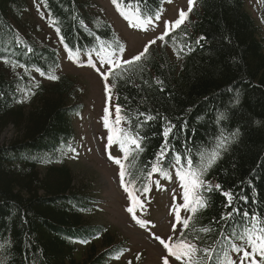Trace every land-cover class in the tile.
<instances>
[{
	"label": "trees",
	"instance_id": "16d2710c",
	"mask_svg": "<svg viewBox=\"0 0 264 264\" xmlns=\"http://www.w3.org/2000/svg\"><path fill=\"white\" fill-rule=\"evenodd\" d=\"M111 1L145 23L167 2ZM257 3L262 26L246 0H195L184 23H174L139 61L103 77L112 122L130 141V158L120 167L134 204L174 171L202 174L195 212L185 207L183 185L179 190L181 231L166 240L181 252L190 247V264L225 257L233 264L235 248L251 251L249 237L264 234V0ZM45 17L69 51L85 56L79 61H100L123 46L94 0H0V141L9 125L16 131L0 144V264H113L122 240L87 218L98 201L66 163L83 85L58 72V50L40 37ZM171 125L165 144L162 130ZM223 192L232 193V207Z\"/></svg>",
	"mask_w": 264,
	"mask_h": 264
},
{
	"label": "rangeland",
	"instance_id": "374dc122",
	"mask_svg": "<svg viewBox=\"0 0 264 264\" xmlns=\"http://www.w3.org/2000/svg\"><path fill=\"white\" fill-rule=\"evenodd\" d=\"M94 1L102 7L104 16L124 41V51L117 54L120 59H130L149 44L156 46L159 37L175 23L180 12H185L189 8V0H168L160 17L146 25L144 23L148 21L139 20V16L134 12L128 14L132 19L124 18L109 0ZM245 8L262 26L258 3L255 0H246ZM33 13L35 14L34 11ZM40 25L44 28V33L42 32L40 37L46 43L58 47L60 73L78 79L83 85V95L80 97L83 109L72 119L75 134L68 143L70 150L66 151V163L75 177V182L89 185L93 196L100 198V210L91 216L88 215L87 218H91L93 224H103L110 228L118 235L117 242L119 240L127 242L123 257L117 259L115 264H126L127 259L134 264H163L164 257L169 253L166 252L161 240L165 242L168 236H176L181 230L180 220L177 219L179 216L172 207L176 183L164 184L163 190L155 198L147 215L131 211L127 195L120 186L116 159L120 157L121 151L115 133L113 134L103 77L96 71L97 67L101 71L109 67L108 60L97 62L95 66L92 61L88 62L85 59L81 63L76 62L74 56L61 51L59 41L53 32L41 22ZM259 36L264 39L263 35ZM15 136V128L9 125L1 135L0 144L7 145ZM109 137L112 139L109 140ZM114 246L118 247L117 244ZM240 255L241 253L236 255L235 264Z\"/></svg>",
	"mask_w": 264,
	"mask_h": 264
},
{
	"label": "snow or ice",
	"instance_id": "6c2138e0",
	"mask_svg": "<svg viewBox=\"0 0 264 264\" xmlns=\"http://www.w3.org/2000/svg\"><path fill=\"white\" fill-rule=\"evenodd\" d=\"M195 0H189V10H191V6L194 4ZM187 18V13L181 11L180 12V19L175 21V26L179 27L181 24L184 23V21ZM163 39V37H161ZM147 51V48L145 47L144 51L140 52L139 54H136L131 57V59L124 60V59H117L113 60L109 58L108 64L109 67L101 71L100 68H96V71L99 75L107 79L108 75H110L111 71L115 67H119L122 64H131L133 61H139L143 55H145ZM39 71V69H37ZM43 75V73H41ZM110 91V89H109ZM109 102H110V97H109ZM117 112H120V107L117 106ZM154 117L149 115L147 116V121L153 120ZM119 122V121H118ZM174 128V125H171L168 128H164L162 130V135L165 138V144L167 143V138L169 135L172 133ZM109 140L112 139V137L108 138ZM127 140H122L120 141V147H123L125 143H127ZM131 144L135 145L136 147H140L138 140L136 138L131 139ZM125 152H127V149H124ZM160 155L163 157L165 155L164 150H160ZM215 159V157L213 158ZM119 164V159L116 161ZM177 162H180V154H177ZM187 165L191 167L193 164V160L191 156H188L186 158ZM155 172L156 170L153 169ZM121 176H123V173L121 172ZM180 179L183 182V201L185 202V207L188 208L190 212H195L196 208L191 207L192 204H195L197 200L201 197L200 189L204 187V180L202 179V174L201 173H193L189 171L187 175L185 174H180ZM217 189L220 188V185L215 186ZM147 191V189H145ZM209 191H211V188L209 187ZM190 193L192 194V200H189ZM222 195L225 196V199L227 201L228 207H232V200H233V195L231 192H223L221 193ZM241 199L246 200L247 197H241ZM235 213H239L240 209L236 208L233 210ZM229 217L232 215L231 213L228 214ZM242 215L247 218L249 216L248 212H243ZM179 219V217H177ZM184 227L186 228L188 226V221L185 220L183 221ZM251 240V251H246L243 250L242 248H235V251L237 253L242 252V258H239V264H245V261H251V264H264V234L259 235L258 237H249ZM161 243L164 244L165 242L161 240ZM165 247L168 250V253L170 255H166L163 260V264H179L180 261H182L186 255L190 253V247H185V250L183 252L179 251L181 248V245H177L176 248H173L171 244H165ZM259 255L260 259L257 261L256 257ZM234 264V262H233Z\"/></svg>",
	"mask_w": 264,
	"mask_h": 264
},
{
	"label": "bare ground",
	"instance_id": "6f19581e",
	"mask_svg": "<svg viewBox=\"0 0 264 264\" xmlns=\"http://www.w3.org/2000/svg\"><path fill=\"white\" fill-rule=\"evenodd\" d=\"M167 1H168V0H167ZM258 5H259V4H258ZM188 9H189V8H188ZM185 12H186V11H185ZM179 18H180V16L178 17V19H179ZM151 23H152V22H150V23H144V24L148 25V24H151ZM173 25H174V24H172V26H173ZM172 26H171L170 28H172ZM145 27H147V26H145ZM170 28L166 29V31L169 30ZM164 32H165V31H164ZM164 32L162 33V35L164 34ZM160 37H161V36H160ZM160 37H159V41H160ZM70 141H71V140H70ZM70 141H69V142H70ZM69 142H68V143H69ZM235 262H236V256H235L234 264H235ZM249 263H250V262L248 261L247 264H249Z\"/></svg>",
	"mask_w": 264,
	"mask_h": 264
}]
</instances>
